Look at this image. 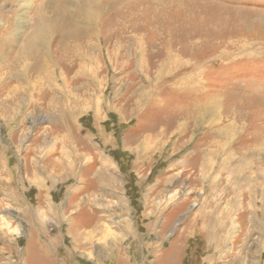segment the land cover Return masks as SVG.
Listing matches in <instances>:
<instances>
[{
    "label": "rangeland",
    "instance_id": "1",
    "mask_svg": "<svg viewBox=\"0 0 264 264\" xmlns=\"http://www.w3.org/2000/svg\"><path fill=\"white\" fill-rule=\"evenodd\" d=\"M58 8L94 38L62 31L44 74L16 57ZM20 11L0 8V264H264V0H35L21 34Z\"/></svg>",
    "mask_w": 264,
    "mask_h": 264
},
{
    "label": "bare ground",
    "instance_id": "2",
    "mask_svg": "<svg viewBox=\"0 0 264 264\" xmlns=\"http://www.w3.org/2000/svg\"><path fill=\"white\" fill-rule=\"evenodd\" d=\"M6 1H8V0H0V8L2 7L3 4H5ZM34 1L35 0H19L20 7H21V11H20L21 14L19 16V21H18V25L17 26H18V32L20 34L23 32V30L25 28L26 19H27L28 15H29L30 8L33 5ZM42 10L40 9V11L38 12V15H40V17L37 16V20H36L37 24L33 28V31L25 39L24 44L20 48V51H19V53H18V55L16 57V60L18 59V61L20 63H25V62H29L30 63V62H33V61L37 62L36 65H35V69L37 70V68H38V70L41 73L45 74L46 71L48 72L49 68L52 67V65L50 67H44V65L41 64L43 61H45V58H46L47 55H48V57L50 56L45 51V49L47 48V46H48V48H49V46H51V48H50V52L51 53H52V48L53 47H55L53 53H57L58 52L57 49L59 48V46L61 44L62 37H63L62 36V31L65 32V34H66L65 37H66V40L68 41L67 44H69V45L72 44V41L75 40L76 36L79 33H82V35H84L85 38H89V40L94 38V35L92 34L91 31L86 32V31H81V30L79 31L77 29L78 28L77 25H76L77 23L79 24V22H80V23L84 24L86 22L85 10H82L81 12L79 11L77 13L73 12L70 16H67L68 14H66L67 19L65 18V16H64L65 19L62 18V12L63 11L60 12L59 8L58 9H53L52 12L49 15H46L45 13H44L45 14L44 15ZM66 12H68L67 9H66ZM63 19L65 21H62ZM9 26L10 25H7V27L5 28L4 32L3 31L0 32V54H1V52L4 51V49H5L6 45H7V40H6L7 39V35H8L7 34L8 33L7 29H8ZM99 41L100 40L98 39V42ZM165 44H169V43L166 42ZM187 46L188 45H186L183 49L180 48L179 49V53L180 52L182 54L188 53V47ZM192 46H194V45H192ZM73 47H75V46H73ZM73 47L71 49L72 52L74 50ZM228 53H230V52H228ZM194 54L197 55L196 52H194ZM214 54L215 53H210L208 56H213ZM81 55H83V54H81ZM195 62H196V60H195ZM197 92H200V91H197ZM187 93L191 94L192 91L191 90H183V92H182V94H187ZM202 104L205 105L207 103L204 102V103H201L200 105H202ZM202 107H204V106H201L200 108H202Z\"/></svg>",
    "mask_w": 264,
    "mask_h": 264
}]
</instances>
